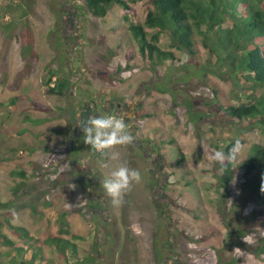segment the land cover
<instances>
[{
    "label": "rangeland",
    "instance_id": "obj_1",
    "mask_svg": "<svg viewBox=\"0 0 264 264\" xmlns=\"http://www.w3.org/2000/svg\"><path fill=\"white\" fill-rule=\"evenodd\" d=\"M150 2L130 3L131 15L117 5L97 18L80 0H0L2 202L23 187L0 209V228L10 220L45 242L60 235L65 217L84 238L77 244L88 264H264L263 179L243 168L264 133L244 129L248 122L236 127L223 111L241 103L243 81L217 64L200 35L195 55L171 48L163 33L160 47L175 59L142 58L130 27L144 23ZM51 70L69 74L62 97L46 93ZM95 113L130 124L134 140L117 146V160L83 142L79 125ZM235 139L245 141L236 177L219 191L221 166L211 157ZM120 165L139 171L141 181L113 206L102 180ZM8 250L0 242L1 264H10ZM44 251L58 261L52 247Z\"/></svg>",
    "mask_w": 264,
    "mask_h": 264
},
{
    "label": "trees",
    "instance_id": "obj_2",
    "mask_svg": "<svg viewBox=\"0 0 264 264\" xmlns=\"http://www.w3.org/2000/svg\"><path fill=\"white\" fill-rule=\"evenodd\" d=\"M140 1L143 0H80V3L93 16L105 18L117 5L130 15L134 14L130 3ZM150 5L144 23L132 24L130 27L142 58L153 64L175 59L172 51L160 47L163 33L170 37L171 48L195 55L194 37L200 35L217 64L226 67L231 77L243 81L237 84L242 89L238 95L241 103L223 107L224 113L234 120L236 127L248 122L249 125L244 129L261 130L264 133V0H151ZM147 29L155 32L149 33ZM60 74L59 70L49 72L47 94L61 97L66 94L70 77L68 73L64 77H59ZM236 140L241 142V146L245 145V141L235 139L226 146V153ZM89 147L94 154L102 156ZM180 154L184 158V153L180 151ZM243 168L246 177L258 175L264 185L263 145L256 143L251 147ZM236 173L234 161L225 164L216 184L218 190L227 192ZM1 187L0 179V209H6L16 201L23 187H17L13 198L7 203L1 200ZM261 213L264 215V211ZM1 226L0 230L9 228L18 238L13 239L10 234L0 231L1 244L9 248L6 255L10 264H60V260L68 264H71V260H74L72 264H88L79 257L77 242L84 238L70 231L69 221L65 217L62 219L60 235L51 236L45 242L37 239L28 228L14 225L10 220ZM44 245L53 248L58 261L47 259ZM260 252L264 253V247ZM2 257L0 251V262ZM94 258L89 260L92 262Z\"/></svg>",
    "mask_w": 264,
    "mask_h": 264
},
{
    "label": "clouds",
    "instance_id": "obj_3",
    "mask_svg": "<svg viewBox=\"0 0 264 264\" xmlns=\"http://www.w3.org/2000/svg\"><path fill=\"white\" fill-rule=\"evenodd\" d=\"M79 126L83 132V142L111 160L119 158V153L114 152L117 146L130 144L134 140L125 118L118 114L90 115ZM240 150L241 142L236 140L227 153L216 150L211 158L221 166L222 171L225 162L234 161ZM140 181L139 171L120 165L102 180V187L107 197L111 198L113 206H119L131 185Z\"/></svg>",
    "mask_w": 264,
    "mask_h": 264
},
{
    "label": "flooded vegetation",
    "instance_id": "obj_4",
    "mask_svg": "<svg viewBox=\"0 0 264 264\" xmlns=\"http://www.w3.org/2000/svg\"><path fill=\"white\" fill-rule=\"evenodd\" d=\"M117 105H116V107H117V109H119V110H121V109H123L125 106L122 104V103H116ZM118 113V112H117ZM95 115H97L96 113H95ZM128 125V128L130 127V124L128 123L127 124ZM139 147L142 149V150H145V146L141 143V145H139ZM144 155H145V157H148V155H149V153L148 152H144ZM156 156L157 155H154L153 157L154 158H156ZM152 159V158H151ZM156 165L155 164H153L152 165V168H154ZM155 182L156 183H158L159 185H160V182H159V180H155ZM163 184H161V186H162ZM158 194V193H157ZM157 196V195H156Z\"/></svg>",
    "mask_w": 264,
    "mask_h": 264
},
{
    "label": "built area",
    "instance_id": "obj_5",
    "mask_svg": "<svg viewBox=\"0 0 264 264\" xmlns=\"http://www.w3.org/2000/svg\"><path fill=\"white\" fill-rule=\"evenodd\" d=\"M3 1L6 3H9V4H16L18 2V0H3ZM7 18H9V17H7ZM52 85H54V84H52Z\"/></svg>",
    "mask_w": 264,
    "mask_h": 264
}]
</instances>
